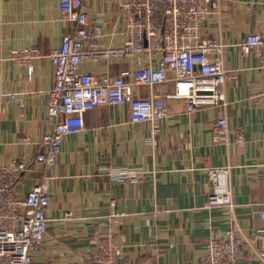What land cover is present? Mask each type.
<instances>
[{
  "label": "crops",
  "instance_id": "obj_1",
  "mask_svg": "<svg viewBox=\"0 0 264 264\" xmlns=\"http://www.w3.org/2000/svg\"><path fill=\"white\" fill-rule=\"evenodd\" d=\"M218 8L203 22L202 34L225 44L223 65L233 78L222 91L225 104L188 110L186 101L169 96L174 73L151 88L135 87L136 97L152 95L165 115L151 124L132 122L126 103L97 106L83 114L84 128L63 137L54 166L33 162L42 150L40 136L50 129L46 92L53 66L46 57L73 29L60 18L58 0H0V166L11 160L25 166L13 190L23 198L36 183L49 195L47 232L34 264H66L85 259L104 241L109 201L120 217L111 225L120 248L114 264H210L205 242L221 240L233 229L244 239L241 256L216 264H264L253 254L264 235V74L253 55H241L237 42L247 33L264 35V0H217ZM95 41L122 44V22L114 0H83ZM97 18L101 20L97 21ZM36 48L40 56L26 67L12 49ZM155 58V56H154ZM151 62H155V59ZM85 59L81 72L117 75L147 62ZM14 97L10 99L8 95ZM224 117L227 131L216 137L215 120ZM229 167L232 206L207 208L209 171ZM136 169L135 177L114 179L109 169Z\"/></svg>",
  "mask_w": 264,
  "mask_h": 264
},
{
  "label": "built area",
  "instance_id": "obj_2",
  "mask_svg": "<svg viewBox=\"0 0 264 264\" xmlns=\"http://www.w3.org/2000/svg\"><path fill=\"white\" fill-rule=\"evenodd\" d=\"M122 22V44L110 47L95 41L98 32L92 29L83 0H58L60 18L73 25L59 46L51 47L46 57L53 66V85L46 92V114L50 129L39 139L42 150L35 152L33 162L38 166H54L63 137L84 128L83 114L97 106H116L126 103L132 122L151 124L166 111L160 100L152 95L136 97L133 89L153 87L168 80L174 73L171 97L184 99L187 109L225 104L223 85L233 78L232 71L223 65L225 44L202 34L203 22L218 8L217 0H114ZM101 18H97V21ZM236 46L241 55H253L264 74V35L247 33ZM11 58L26 67L29 74L32 61L39 57L34 47L12 49ZM147 56V62L126 68L117 75L95 76L81 72L85 59H129ZM155 56V58H154ZM155 62H151L152 59ZM264 100V88L257 94ZM14 97L12 93L8 95ZM216 137L222 139L227 131L224 117L215 120ZM25 166L11 160L0 166V264H34L47 232L46 209L49 195L45 184L32 185L23 198L16 196L13 187ZM114 179L136 176V169L112 168ZM211 190L205 205L211 209L232 206L228 185L229 167L209 171ZM109 228L104 241L85 259L66 264H114L120 248L113 239L111 225L120 217L115 201H109ZM264 219V212L259 213ZM261 246L254 256L264 258V235L257 236ZM244 239L233 229L221 240L211 233L205 242L207 263H232L241 256Z\"/></svg>",
  "mask_w": 264,
  "mask_h": 264
}]
</instances>
